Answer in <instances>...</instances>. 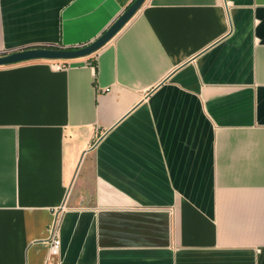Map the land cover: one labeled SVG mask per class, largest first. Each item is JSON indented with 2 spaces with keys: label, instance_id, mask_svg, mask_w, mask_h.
Wrapping results in <instances>:
<instances>
[{
  "label": "crops",
  "instance_id": "obj_1",
  "mask_svg": "<svg viewBox=\"0 0 264 264\" xmlns=\"http://www.w3.org/2000/svg\"><path fill=\"white\" fill-rule=\"evenodd\" d=\"M133 1L0 0V56ZM62 64L0 68V264H264V0H146Z\"/></svg>",
  "mask_w": 264,
  "mask_h": 264
},
{
  "label": "water",
  "instance_id": "obj_2",
  "mask_svg": "<svg viewBox=\"0 0 264 264\" xmlns=\"http://www.w3.org/2000/svg\"><path fill=\"white\" fill-rule=\"evenodd\" d=\"M146 0H134L114 24L99 38L88 45L77 48H33L0 56V68L27 62L47 61L64 63L90 58L104 49L136 16Z\"/></svg>",
  "mask_w": 264,
  "mask_h": 264
},
{
  "label": "built area",
  "instance_id": "obj_3",
  "mask_svg": "<svg viewBox=\"0 0 264 264\" xmlns=\"http://www.w3.org/2000/svg\"><path fill=\"white\" fill-rule=\"evenodd\" d=\"M57 69H62L64 65L62 63H57ZM61 249V241L58 235L54 232L53 237L50 243V252H49V259L55 258L59 255Z\"/></svg>",
  "mask_w": 264,
  "mask_h": 264
}]
</instances>
